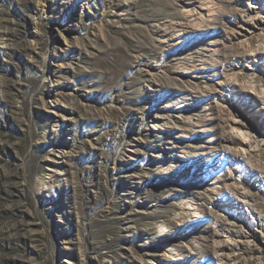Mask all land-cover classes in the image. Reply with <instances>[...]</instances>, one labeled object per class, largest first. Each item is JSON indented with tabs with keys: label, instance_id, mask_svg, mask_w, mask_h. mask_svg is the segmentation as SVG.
<instances>
[{
	"label": "rangeland",
	"instance_id": "obj_1",
	"mask_svg": "<svg viewBox=\"0 0 264 264\" xmlns=\"http://www.w3.org/2000/svg\"><path fill=\"white\" fill-rule=\"evenodd\" d=\"M0 264H264V0H0Z\"/></svg>",
	"mask_w": 264,
	"mask_h": 264
},
{
	"label": "bare ground",
	"instance_id": "obj_2",
	"mask_svg": "<svg viewBox=\"0 0 264 264\" xmlns=\"http://www.w3.org/2000/svg\"><path fill=\"white\" fill-rule=\"evenodd\" d=\"M178 218H175V220H177Z\"/></svg>",
	"mask_w": 264,
	"mask_h": 264
}]
</instances>
